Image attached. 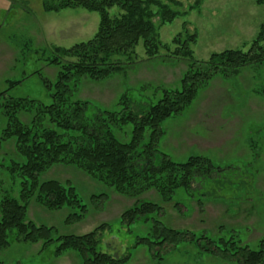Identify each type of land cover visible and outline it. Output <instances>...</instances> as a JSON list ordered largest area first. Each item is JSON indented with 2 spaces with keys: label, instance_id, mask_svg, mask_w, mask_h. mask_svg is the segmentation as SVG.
Listing matches in <instances>:
<instances>
[{
  "label": "rangeland",
  "instance_id": "obj_1",
  "mask_svg": "<svg viewBox=\"0 0 264 264\" xmlns=\"http://www.w3.org/2000/svg\"><path fill=\"white\" fill-rule=\"evenodd\" d=\"M43 1L0 0V93L6 90L12 98H29L47 105L50 93L42 78L54 82L57 74V68L43 61L47 51L54 47L69 49L90 40L99 17L81 9L45 12ZM160 1L181 14L170 24H155L158 42L165 48L159 47L156 58L148 59L140 43L124 73L99 82L82 81L78 98L111 111L121 109L118 101L123 95L133 103H155L156 90L176 87L187 69L186 60L170 57L176 49L172 44L175 38L195 34L196 42L189 48L195 61L204 62L226 50L246 52L264 19V7L256 0H201L198 4L197 0H171L177 6L169 0ZM118 60L127 62L124 57ZM17 81L19 85L9 87V82ZM1 124L0 118V130ZM161 128L159 148L171 160L184 163L201 156L221 169L210 177H197L189 192H176L172 203L179 204L180 212L173 204L160 203L154 193L143 196L161 204L166 211L161 221L171 229L199 236H234L252 249L262 241L264 250V65L246 66L236 76L215 77L199 90L189 107ZM8 149V144L0 145V156L7 161ZM40 179L68 182L87 209L81 222L67 225L64 220L68 209L51 212L30 202L27 218L53 227L54 238L84 235L107 224L100 250L122 256L138 236H144L146 229L143 232L140 223L130 227L119 223L120 214L134 200L112 193L72 167H52ZM16 187L6 171H0V196ZM101 194L108 197H95ZM9 240L10 246L0 250V264H80L70 252L55 257L57 242L43 248L41 243ZM128 252L132 255L127 264H231L185 244L162 250L159 262L143 247Z\"/></svg>",
  "mask_w": 264,
  "mask_h": 264
},
{
  "label": "trees",
  "instance_id": "obj_2",
  "mask_svg": "<svg viewBox=\"0 0 264 264\" xmlns=\"http://www.w3.org/2000/svg\"><path fill=\"white\" fill-rule=\"evenodd\" d=\"M256 4L264 7V0H256ZM42 8L54 13L81 9L96 13L99 23L90 40L69 49L54 47L47 51L43 61L57 68L54 82L42 78L50 93V104L12 98L6 90L0 93V145L8 144L10 153L8 161L0 156V171H6L17 185L0 196V250L10 246V237L16 243H41L43 248L57 242V258L70 252L80 264H127L130 249L143 247L159 262L162 250L185 244L231 264H264L262 241L252 249L234 236H199L171 229L161 221L166 211L160 203L173 204L180 212L179 204L172 203L176 192H189L197 177H210L221 169L201 156L176 163L159 148L162 124L189 107L199 90L215 77L236 76L246 66L264 65V19L246 52L226 50L212 54L204 62L195 61L189 48L196 42L195 34L175 38L172 44L176 49L170 57L188 63L177 86L159 87L155 103H133L123 95L118 101L121 109L111 111L78 98L82 81L99 82L124 73L140 43L148 59L156 58L159 47H165L158 42L155 24H170L181 14L160 0H44ZM122 57L125 64L118 60ZM19 84L20 81L9 82V87ZM55 166L75 168L112 193L134 200L120 214L119 223L126 227L140 223V229H146L144 236H138L122 256H113L100 250L101 234L108 229L107 224L84 235L54 238L53 227L29 220L30 202L51 212L68 209L64 220L67 225L85 218L87 209L74 187L68 182L40 179ZM147 193H154L160 203L142 198Z\"/></svg>",
  "mask_w": 264,
  "mask_h": 264
}]
</instances>
